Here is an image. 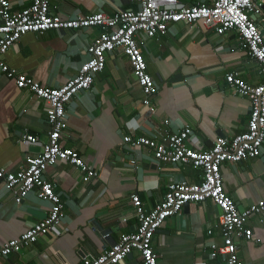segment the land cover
Instances as JSON below:
<instances>
[{
  "label": "crops",
  "instance_id": "crops-1",
  "mask_svg": "<svg viewBox=\"0 0 264 264\" xmlns=\"http://www.w3.org/2000/svg\"><path fill=\"white\" fill-rule=\"evenodd\" d=\"M18 12L30 0H8ZM50 11L63 19L94 13L113 14L135 9L134 0H49ZM184 7L212 0H178ZM98 28L27 34L5 54L8 66L48 87H59L76 75L87 60L86 47L98 37ZM140 50L157 93L151 107L119 49L106 55L104 70L88 91H81L67 107L63 145L79 153L97 176L88 182L73 165L57 162L44 172L64 204L61 225L37 239L20 255L0 258V264H82L109 248L111 238L136 230L138 220L130 202L136 193L146 211L163 199L167 186L182 178L199 179V170L186 165L163 164L145 148L123 143L126 136L152 134L165 119L169 132L192 129L193 148L207 150L221 134L227 139L245 130L250 102L233 93L224 76L235 72L247 84L264 83L258 64L238 49L234 33L218 36L200 23L179 22L164 36L145 40ZM50 128L45 104L31 93L18 90L0 74V168L15 172L24 158L39 154ZM23 133L37 136L38 144L20 146ZM136 161L131 165V161ZM224 191L239 210L264 200V144L261 156L220 167ZM50 204L29 193L16 204L0 182V244L18 238L42 221ZM219 211L209 201L189 204L167 219L154 234L152 246L160 264H224L211 259L208 244H221ZM248 226L252 241H238L243 264H264V213L252 216ZM105 232V233H103ZM107 234L108 241L101 236ZM109 234V235H108ZM120 264H142L134 252Z\"/></svg>",
  "mask_w": 264,
  "mask_h": 264
},
{
  "label": "built area",
  "instance_id": "built-area-1",
  "mask_svg": "<svg viewBox=\"0 0 264 264\" xmlns=\"http://www.w3.org/2000/svg\"><path fill=\"white\" fill-rule=\"evenodd\" d=\"M137 8L119 10L111 15L94 13L63 19L50 11L49 0H30L21 11H11L8 0H0V74L12 80L18 90L31 93L45 104V118L50 130L38 155L24 158V164L15 172L0 168V182L16 204L31 192L50 204L46 217L31 226L18 238L0 244V258L20 255L37 239L61 225L64 204L55 193V185L44 178V172L57 162L73 165L88 182L97 173L82 160L79 153L63 145L66 129L67 107L81 91H88L94 77L105 67L106 55L119 49L127 59L131 74L143 95L144 107L152 106L157 87L147 72L146 61L140 46L145 40L164 36L171 25L200 23L204 29L218 36L234 33L238 49L255 61L264 74V37L259 23L251 17L262 13L264 0H212L210 6L197 3L184 7L178 0H134ZM261 21H264L261 18ZM98 28L100 33L87 47L88 56L77 69L76 75L59 87H48L35 79L18 73L5 62L4 56L27 34L43 35L49 31L84 30ZM225 84L234 94L250 102L249 120L244 131L232 139L218 138L207 150L194 149L190 126L170 133L169 121L161 122L154 132L146 136H126L123 143L131 148H145L158 163L189 166L199 170L195 183L171 182L163 199L150 211H146L140 197L133 193L130 202L138 220L136 230L122 234L112 248H107L95 258H83L82 264H120L134 252L142 264H160L153 246L154 234L164 222L178 215L186 204L211 202L219 211L221 244H208L211 259L222 257L224 264H243L237 250V242L252 241L253 231L248 226L252 216L264 213V200L239 210L224 191L220 167L226 163H240L262 154L264 144V83L250 85L239 74L230 72L224 76ZM37 136L23 133L17 143L36 145ZM136 161L132 160L131 165ZM136 167V165H135Z\"/></svg>",
  "mask_w": 264,
  "mask_h": 264
},
{
  "label": "water",
  "instance_id": "water-1",
  "mask_svg": "<svg viewBox=\"0 0 264 264\" xmlns=\"http://www.w3.org/2000/svg\"><path fill=\"white\" fill-rule=\"evenodd\" d=\"M253 2L256 1V0H252ZM261 10H262V13L259 14V15H255L253 17H251V19L257 21L259 23V26H258V29L259 31H261V35L264 37V21H261V18L264 19V4L262 5L261 7ZM221 137L225 138V136L223 134H221ZM177 165L181 166L182 164L181 163H177ZM184 180L182 178H178V180H175L174 182H183ZM189 204H186L183 206V210H186L187 206ZM105 233V232H103ZM107 234H102L101 236L104 238L105 241H108V237L106 236ZM109 235V234H108ZM111 244H109V248H112L115 244H116V241H114L112 238H111Z\"/></svg>",
  "mask_w": 264,
  "mask_h": 264
}]
</instances>
